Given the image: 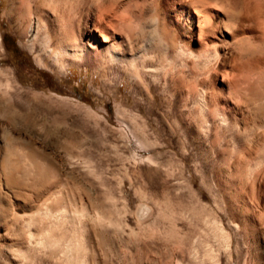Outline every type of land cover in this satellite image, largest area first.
Here are the masks:
<instances>
[{"label": "rangeland", "instance_id": "obj_1", "mask_svg": "<svg viewBox=\"0 0 264 264\" xmlns=\"http://www.w3.org/2000/svg\"><path fill=\"white\" fill-rule=\"evenodd\" d=\"M30 1L0 0V264H264V0H223L234 28L225 43L212 28L208 59L186 65L151 19L197 52L184 0H93L108 31L143 9L129 38L156 46V70L138 80L57 63L49 8Z\"/></svg>", "mask_w": 264, "mask_h": 264}, {"label": "bare ground", "instance_id": "obj_2", "mask_svg": "<svg viewBox=\"0 0 264 264\" xmlns=\"http://www.w3.org/2000/svg\"><path fill=\"white\" fill-rule=\"evenodd\" d=\"M23 1L31 2L30 0H23ZM132 1L134 2V0H127L124 3L126 5L127 2L131 3ZM33 2L35 4V9L38 11L41 12L45 11L44 9L45 5L47 6V8H49L48 12L49 15H51L52 17L53 22L47 27L48 34L45 36L44 45L48 47L51 56L54 58V60L57 63L63 65V62L66 59H71V61L78 64L82 63L85 65H91L94 68H97L99 71H104L105 69L104 67L106 64L117 63L123 66L128 72V74L132 76L133 79L135 80L139 78L138 74L140 72H151L156 70L155 67H147L145 65V62L148 59L152 58V55L150 54L149 51L154 49L156 46H152L148 44L149 46L146 49H143L142 53H139L135 51L134 48L135 46L133 47L132 40L129 38L132 29L133 28L135 29L136 26L142 25L143 18L145 17L143 9L135 8L136 10L131 13V16L128 17L126 15L119 17L120 19L118 20V26H119L118 29H116V31H114L113 29H112L113 31H110L111 29L108 31L106 30V28H101L97 26L96 23H94L95 19L93 17L92 11L93 8L96 9L95 7L99 6L100 3H98L97 5V3L93 2V0H33ZM184 2H185V6L189 11L188 20L191 22V25H195L197 27L198 36L200 40L199 50L197 49L198 50V51L196 50L197 52L191 51V48L189 49L188 47H185V45L179 40H176L175 43L169 45V36H170L169 33L171 32L166 28L164 21L160 19L158 15L155 14L154 12L151 15V19L154 22V26H155L154 29L155 37L157 34L158 43L162 44L165 48H169L171 46L174 49V52L176 54V56L175 54L174 56L181 60V65H186V63L183 61V58L186 57H191L194 59H202L204 62L206 59H208L209 48L205 46V43L201 44L202 39L208 36L209 35L208 32H210V30L214 28L215 30H218L221 33H223L222 37L224 38V41H221V43L222 42L225 43L226 41L225 36L234 28L236 19L234 15L229 10L226 9L227 7L226 5H224L225 1L223 0H184ZM23 3L24 2H22V4ZM40 14H41L40 16L42 17V13ZM220 14L221 16L219 17ZM39 20L40 19H38V21L35 22L36 29L39 27ZM90 20L91 21L93 20L92 21L93 23L90 22ZM172 34L173 33H171V35ZM122 35L124 37L125 44H123L121 41H118L119 40L118 38L120 36L122 37ZM50 41L51 43H49ZM230 43H232V41ZM234 43H236V45L241 50L248 46L247 43L239 40L238 41L236 40ZM50 44H52L53 46H51ZM218 44H220V42H215L211 47L210 51H212L214 55L215 54L217 55ZM230 92L232 91L229 86L227 87L226 97H228L227 95H230ZM199 104L202 105L203 103L201 102ZM203 110L204 109H201L202 112ZM183 112L181 114H184ZM206 113L208 116L211 117V115L213 116L219 114L220 112H218L217 109L215 108L214 110L207 111ZM5 161L8 165L6 167L3 164L4 165L3 168L5 167L4 168L5 170L3 169V171L6 173H10L11 171H14L16 168V161H9V160H5ZM10 177L11 176L9 175L6 176L7 179H10ZM72 207L73 205L71 206V208ZM75 208L76 207H73V209ZM64 212L65 211H63V214L65 216L66 212L65 213ZM48 214L50 215L51 218L59 219V214H57V212H53L52 210H49ZM66 216H68V214H66ZM32 238L35 237H31V240ZM40 241L41 240L36 241V243H39L37 244L39 246L42 245ZM47 241L50 240L48 239ZM33 242L35 243V241ZM69 243L74 244L72 242L66 243V245H64L66 249L69 247L70 245ZM35 244L32 243L30 246L33 245L35 246ZM45 245H48V248L49 246H51V244L49 243H45ZM52 246L54 247V245ZM68 249H70V247Z\"/></svg>", "mask_w": 264, "mask_h": 264}]
</instances>
